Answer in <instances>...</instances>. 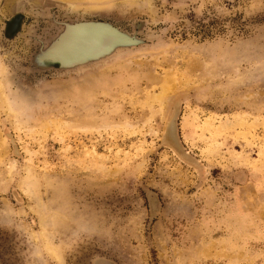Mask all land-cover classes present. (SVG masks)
<instances>
[{
  "label": "rangeland",
  "instance_id": "1",
  "mask_svg": "<svg viewBox=\"0 0 264 264\" xmlns=\"http://www.w3.org/2000/svg\"><path fill=\"white\" fill-rule=\"evenodd\" d=\"M0 80V264H264V0H0Z\"/></svg>",
  "mask_w": 264,
  "mask_h": 264
},
{
  "label": "bare ground",
  "instance_id": "2",
  "mask_svg": "<svg viewBox=\"0 0 264 264\" xmlns=\"http://www.w3.org/2000/svg\"><path fill=\"white\" fill-rule=\"evenodd\" d=\"M62 43H63L62 46H59L58 48H56L55 54L57 57L64 59L63 58L64 56L62 55L63 54L62 51H68V55H66V57H69V54L72 56H75V55L79 54L81 51L87 50V52H88V51L94 50L100 46H103L106 43V35H105V32H102V30H100L99 27L98 28H92V29L87 28V27L76 28V30H73L72 32L68 31V33L65 35V37L61 40L60 44H62ZM65 45H67L66 46L67 48L65 47ZM0 90H1L0 108L2 107V105L5 104V106L8 108V111H10L14 115H16V118H17V112L11 106L7 92H6L5 88L3 87V81H1V80H0ZM14 121H16V120H14ZM17 123H18L17 125H21L20 120H17ZM170 135H171V133H170ZM1 141L2 140H1V136H0V144H1ZM167 142H169V140ZM2 145L3 144H1V146ZM5 147L3 148V150L5 149ZM4 153H5V151H4ZM5 180H7V179H5Z\"/></svg>",
  "mask_w": 264,
  "mask_h": 264
},
{
  "label": "water",
  "instance_id": "3",
  "mask_svg": "<svg viewBox=\"0 0 264 264\" xmlns=\"http://www.w3.org/2000/svg\"><path fill=\"white\" fill-rule=\"evenodd\" d=\"M82 27H87V28H102L103 31H105L106 35V43L103 46H100L94 50L88 51V53H79L75 56H72L71 58L68 57L67 59H62L60 57H57L53 54V50L55 45H57L68 33L70 29L73 28H82ZM135 42L128 38L127 36L119 33L118 31L114 30L112 27H109L105 24L101 23H85V24H78L75 26H68L64 33L57 39L55 45L51 48L50 50V60L53 63H58L60 65H64L67 67H70L71 65H74L76 63H84L86 61H89L91 59H97L100 57H103L105 55H109L112 53L115 49L119 47H125L129 45H133ZM170 133L174 134V124H172L170 128Z\"/></svg>",
  "mask_w": 264,
  "mask_h": 264
}]
</instances>
